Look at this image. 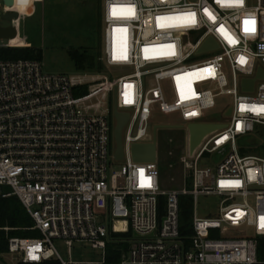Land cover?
Returning <instances> with one entry per match:
<instances>
[{"label": "built area", "instance_id": "built-area-1", "mask_svg": "<svg viewBox=\"0 0 264 264\" xmlns=\"http://www.w3.org/2000/svg\"><path fill=\"white\" fill-rule=\"evenodd\" d=\"M102 13L101 60L123 74L98 76L87 96H76L80 78L45 72L40 60L0 59V197L17 195L41 233L10 237L3 259L92 263L65 259L53 241L61 239L70 254L74 242L90 243L102 264H264V0H103ZM210 38L217 45L201 51ZM252 78L253 90H244ZM221 95L232 96L227 120L204 121ZM115 106L129 113L119 170L111 167ZM157 109L187 125L224 124L180 157L181 189L161 188L157 158H133L135 143L153 141ZM207 154L223 157L200 168ZM181 195L195 207L200 195L218 197V215L195 208L193 233L183 235ZM129 231V249L108 263L111 234Z\"/></svg>", "mask_w": 264, "mask_h": 264}, {"label": "rangeland", "instance_id": "rangeland-1", "mask_svg": "<svg viewBox=\"0 0 264 264\" xmlns=\"http://www.w3.org/2000/svg\"><path fill=\"white\" fill-rule=\"evenodd\" d=\"M13 2V4H11ZM103 0H10L7 7L22 12L17 21L18 37L11 40L13 44L35 47L42 50L43 70L49 73H61L80 78L84 84L97 82V77L107 74L112 80L122 75L114 71V75L101 60L103 55ZM257 0H248L249 6H255ZM3 0H0V23L10 22L2 19ZM10 41L0 40L1 44ZM199 56L197 59H204ZM76 91V96L84 97ZM99 98V97H98ZM97 97L92 98L97 102ZM108 102L114 105V92L108 95ZM232 104V96L221 95L216 98V106L207 111L204 121H226L225 110ZM182 125L176 128H158L154 133V125ZM114 125V122H113ZM153 125V126H152ZM149 132L152 139L156 137L157 164L160 170V182L163 190L181 189L184 187L183 167L180 157L188 152V125L182 121L179 113L165 114L157 109L151 120ZM248 150L245 154H256ZM223 155L207 154L199 162L200 168L213 167ZM121 161L111 160V167L119 170ZM220 199L213 195H200L195 207L192 195H181V214L192 225L196 212L199 216L215 217L219 212ZM213 236L219 237L218 231ZM19 235L18 237H20ZM41 237L40 233L35 238ZM115 240L111 237V241ZM54 244L65 259L88 261L89 264H102L104 254L90 243L74 242L69 253L68 246L61 239H54ZM260 241V240H259ZM258 258L264 259V252ZM5 262L14 263L11 257ZM98 262V263H97Z\"/></svg>", "mask_w": 264, "mask_h": 264}, {"label": "trees", "instance_id": "trees-1", "mask_svg": "<svg viewBox=\"0 0 264 264\" xmlns=\"http://www.w3.org/2000/svg\"><path fill=\"white\" fill-rule=\"evenodd\" d=\"M36 59L42 60V50L30 47V46H0V59ZM83 95L87 96L89 94V85L85 84L79 86L78 88ZM165 198H160L161 209L163 210V205ZM181 207V204H180ZM120 223H117L119 226ZM34 226V220L27 211L26 207L17 195H12L9 197H0V262L8 264L3 260V254L8 252L9 238L18 237L19 238H35V235L40 233L37 229H32ZM4 227H9L10 229L6 231ZM180 229L183 235H191L193 233L192 225L186 220L185 215L182 216L180 213ZM41 235V233H40ZM112 238L115 240L109 241L106 247V261L108 263H115L121 260L122 255L126 252L130 244L128 239L132 237V232L127 233H112ZM259 252L263 254L264 252V238L259 241ZM18 264H61L56 259H50L42 263H23Z\"/></svg>", "mask_w": 264, "mask_h": 264}, {"label": "water", "instance_id": "water-1", "mask_svg": "<svg viewBox=\"0 0 264 264\" xmlns=\"http://www.w3.org/2000/svg\"><path fill=\"white\" fill-rule=\"evenodd\" d=\"M9 0H3V4L5 6L13 4H8ZM8 4V5H7ZM12 6V5H11ZM2 19L10 22L9 24L0 23V40H8L11 41L18 36V29L15 22L19 19V13L14 12H2ZM217 45L212 38H210L201 48L202 50H206L211 46ZM257 77H264V71L262 68L259 69ZM255 78L245 79L243 81V89L244 90H253ZM230 110L227 114H230ZM114 115L116 118V126L114 129V140L116 144V149L114 153V159L116 161H122L124 158V150H123V141H122V133L123 128L126 125L129 119V113L119 111L116 106L114 108ZM224 124H214V123H192L188 125V150L192 155L202 140L210 135L212 132L222 128ZM182 127V125H156L154 127V133L158 128H176ZM133 158L137 162H154L157 158V143L156 137L150 143H135L132 147Z\"/></svg>", "mask_w": 264, "mask_h": 264}, {"label": "crops", "instance_id": "crops-1", "mask_svg": "<svg viewBox=\"0 0 264 264\" xmlns=\"http://www.w3.org/2000/svg\"><path fill=\"white\" fill-rule=\"evenodd\" d=\"M102 5H103V3H102ZM0 46H24V45H22V44H13L12 41H10V42H8L6 44H1Z\"/></svg>", "mask_w": 264, "mask_h": 264}, {"label": "bare ground", "instance_id": "bare-ground-1", "mask_svg": "<svg viewBox=\"0 0 264 264\" xmlns=\"http://www.w3.org/2000/svg\"><path fill=\"white\" fill-rule=\"evenodd\" d=\"M8 2H9L8 4H10V0H9ZM8 4H7V5H8ZM117 223H120V222H117ZM120 224H121V223H120ZM117 227H119V226H117Z\"/></svg>", "mask_w": 264, "mask_h": 264}, {"label": "snow or ice", "instance_id": "snow-or-ice-1", "mask_svg": "<svg viewBox=\"0 0 264 264\" xmlns=\"http://www.w3.org/2000/svg\"><path fill=\"white\" fill-rule=\"evenodd\" d=\"M113 11H115V10H113ZM261 226L264 227V224H262Z\"/></svg>", "mask_w": 264, "mask_h": 264}]
</instances>
